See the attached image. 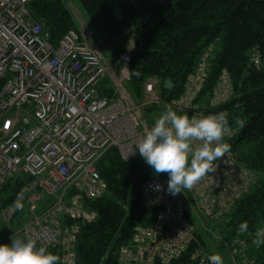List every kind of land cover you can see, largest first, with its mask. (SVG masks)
Segmentation results:
<instances>
[{"label":"built area","instance_id":"1","mask_svg":"<svg viewBox=\"0 0 264 264\" xmlns=\"http://www.w3.org/2000/svg\"><path fill=\"white\" fill-rule=\"evenodd\" d=\"M29 1L0 0V187L19 173L32 177L23 199L28 216L18 232L24 239H35L37 247L58 246L62 264H74L80 223L94 218L83 200L106 190L96 162L110 147L123 160L139 154L138 142L154 126L143 117V108L157 105L165 111L164 106L170 105L189 117L217 112L196 103L202 68L188 78L177 99L163 101L156 80L150 79L143 84L141 101L135 102L127 89L131 46L109 63L100 40L78 17V29H69L53 46L48 33L31 19ZM251 61L258 65V56ZM105 77L113 86L110 96L100 94ZM229 84L222 73L208 107L229 98ZM228 155L215 162V172L193 187L196 206L215 218L254 179L236 168ZM168 179L149 178L141 185L143 203L160 210L149 226L137 227L131 242L121 247L120 264H168L182 256L193 238L180 193L167 192ZM155 185L163 190H155ZM6 210L0 216L8 221L13 207ZM200 254L196 249L192 256L203 264L205 257Z\"/></svg>","mask_w":264,"mask_h":264},{"label":"trees","instance_id":"2","mask_svg":"<svg viewBox=\"0 0 264 264\" xmlns=\"http://www.w3.org/2000/svg\"><path fill=\"white\" fill-rule=\"evenodd\" d=\"M78 2L109 61L113 62L131 46L127 89L135 102L141 101L143 84L150 79L156 80V89L163 101L177 99L185 91L188 78L204 63L203 57L212 51L209 65L203 68L196 103L201 109L226 114L232 128L231 135L223 141L230 145L228 159L239 170L254 175V179L249 180V185L237 197H231L230 213L220 222L211 221L210 225L225 242L240 234L238 227L242 222L246 221L248 229L254 232L264 228V0ZM27 6L31 19L48 33L53 46L69 29H78L65 0H30ZM253 55L258 56V65L252 63ZM222 73L229 78L230 96L224 103L210 108L213 88ZM166 79L172 83L169 88L163 85ZM99 89L101 95L113 93L107 77L101 81ZM163 109L157 105L145 106L142 114L153 124ZM237 120H242L243 126L236 123ZM96 169L106 183V190L99 197L83 200L84 208L92 211L94 218L80 223L74 241V264H120L121 247L131 242L137 227L149 226L160 210L143 203L141 185L149 178L168 175H157L140 154L123 160L115 147L108 148L97 160ZM31 179L19 173L0 187V212L13 207L9 221V230L13 232L26 222V204L23 203L21 210L14 202ZM193 192L192 188L180 193L193 238L182 256L168 264H199L201 258L192 256L198 248L200 256L205 257L203 264H210L207 257L217 254L216 250L208 254L210 245L190 211V203L197 202ZM225 213L227 211L220 215ZM242 236L247 241L251 238V234ZM10 238L0 237L1 244H10ZM256 247L252 253L253 264H264V244ZM48 250L61 258L58 246ZM59 264H62L61 259Z\"/></svg>","mask_w":264,"mask_h":264},{"label":"clouds","instance_id":"3","mask_svg":"<svg viewBox=\"0 0 264 264\" xmlns=\"http://www.w3.org/2000/svg\"><path fill=\"white\" fill-rule=\"evenodd\" d=\"M154 126L144 132L138 142V153L151 166L154 172L166 173L169 177L167 192L173 196L183 190H191L209 173L215 172L220 158L230 151V145L224 141L230 136L232 128L225 113L208 115H180L170 105H165ZM243 126L242 120H237ZM155 190L162 191L161 185ZM28 188L17 194L15 206L23 209V199ZM248 223L239 225V232L248 231ZM257 246L264 244V228L257 229ZM10 244H0V264H59L60 256L48 250L46 246L37 247V241L31 237L18 239L11 237ZM210 264H224L220 254L207 257Z\"/></svg>","mask_w":264,"mask_h":264},{"label":"rangeland","instance_id":"4","mask_svg":"<svg viewBox=\"0 0 264 264\" xmlns=\"http://www.w3.org/2000/svg\"><path fill=\"white\" fill-rule=\"evenodd\" d=\"M66 5L68 6L69 10L72 13V16L74 17L77 25L78 21L76 17L80 18V21L83 22L84 24H87L86 22V14L84 11L81 9L78 0H65ZM132 40L129 42V45H131ZM102 52L104 53V50L102 49ZM212 51L208 52V56L203 57L204 63L199 64L198 68H204L205 65H209V58L212 56ZM105 58L109 63H113L109 61L107 58L106 54L104 53ZM255 56V55H253ZM204 72V71H202ZM224 103V102H223ZM222 104V103H220ZM218 104V105H220ZM190 211H192L194 215V219L196 220L197 224L199 225L198 230L204 233L205 238L207 239L206 241L210 245V249L208 250V254H210L211 251L216 250L215 252L217 254H220L223 258L224 264H253L254 263V258L252 256V253L254 252V249H256V244L253 242L256 238H253L255 236L254 230H249L245 232V234H251V238L249 241H247L246 238L242 236L243 233L236 234L233 236V238L230 241L223 240L221 238V235L217 232V230L213 229L211 227L210 223L212 222H220L221 220L224 219V217L230 213V210H226L227 213L224 215H218L219 218H213L202 212L196 204H191L190 203ZM11 207V206H8ZM8 207L4 208L1 212L0 215H2V212L6 210ZM7 211V210H6ZM225 211V210H224ZM223 211V212H224ZM12 213L9 214L8 218H6L8 221H5L2 219V216H0V237L5 236V238L8 237H15L18 239H24L23 234L20 232H13L12 230H9L10 228V219L12 216ZM26 217L28 216V213H26ZM221 216V217H220ZM9 225V227H8ZM239 229V227H238ZM1 240V239H0ZM1 244V242H0ZM231 245V248L228 246ZM199 249V248H198ZM215 254V253H214ZM252 256V257H251Z\"/></svg>","mask_w":264,"mask_h":264},{"label":"water","instance_id":"5","mask_svg":"<svg viewBox=\"0 0 264 264\" xmlns=\"http://www.w3.org/2000/svg\"><path fill=\"white\" fill-rule=\"evenodd\" d=\"M163 85H164L165 88H169L172 85V83H171V81L169 79H166L164 81Z\"/></svg>","mask_w":264,"mask_h":264}]
</instances>
